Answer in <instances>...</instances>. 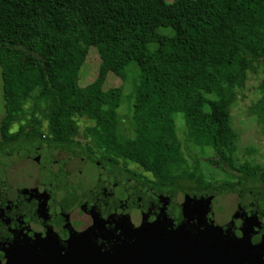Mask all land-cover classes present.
<instances>
[{"label":"trees","instance_id":"16d2710c","mask_svg":"<svg viewBox=\"0 0 264 264\" xmlns=\"http://www.w3.org/2000/svg\"><path fill=\"white\" fill-rule=\"evenodd\" d=\"M89 46L100 58L98 74L80 87L77 74ZM129 65L137 71L133 137L121 143L123 88L103 89V83L109 72L124 79ZM259 65L264 70V0H0V155L33 154L38 147L83 152L159 191L264 194V163L235 162L228 115L246 71ZM260 93L264 116V82ZM75 113L93 120L91 133L106 150L137 163L151 178L76 139ZM178 114L187 139L212 150L206 159L212 167L229 168L227 179L211 183L197 169L182 170Z\"/></svg>","mask_w":264,"mask_h":264},{"label":"water","instance_id":"95a60500","mask_svg":"<svg viewBox=\"0 0 264 264\" xmlns=\"http://www.w3.org/2000/svg\"><path fill=\"white\" fill-rule=\"evenodd\" d=\"M39 148L44 149V154H67L38 147L33 154H6L0 155V158L9 160L2 169L9 167L11 163L14 164L13 175L17 165L24 167L27 172L25 171L23 176L35 177L39 192L42 193L46 192L48 185L45 180H41L47 175L41 169L39 159L47 158L36 156ZM87 157L92 161L96 160L90 155ZM118 177L123 182H130L136 195H142L143 199L134 207L127 203L108 204L103 216L98 220H88L87 225L81 224L77 229L82 236L85 233L83 240L88 239L87 241L94 243L96 242L90 234L96 227L102 229L99 245L103 247L104 264H126L125 260L130 264L140 261L153 263L154 258L160 255V250H169L171 246L179 247L187 258L192 251L198 250L205 261L211 259L221 264H264V194L245 189L230 192L210 189L155 191L128 176L119 174ZM64 181L69 182L68 175ZM66 186L69 193L78 192L70 183ZM170 196L188 198L185 213L175 217L166 213V199ZM64 201L65 199L61 200L56 209ZM30 207L34 209L38 206ZM45 207L54 209L50 204ZM146 209L149 211L148 215L141 217L140 214L143 211L146 213ZM93 222L98 223L95 225ZM83 230H87L88 237ZM62 243L57 242L52 248L66 250L73 247ZM131 257L136 258V263Z\"/></svg>","mask_w":264,"mask_h":264},{"label":"flooded vegetation","instance_id":"af4514ba","mask_svg":"<svg viewBox=\"0 0 264 264\" xmlns=\"http://www.w3.org/2000/svg\"><path fill=\"white\" fill-rule=\"evenodd\" d=\"M46 154L47 159L39 160L47 176L44 179L36 176L47 182L46 192H39L35 177L23 176L26 171L24 167L17 165L15 175L13 163L0 169V173H3L0 175V264H104L103 247L100 246L102 229L96 227L90 234L94 243L88 239L83 240L85 233L84 236L79 234L78 226L87 225L88 220H98L105 214V206L108 204L127 203L134 207L143 199L142 195H136L130 182L121 181L118 172L102 167L97 160H93L97 169L95 178L89 180L84 177L83 164L88 154ZM67 175L68 183L64 181ZM69 183L78 192L69 193L66 186ZM145 186L153 189L149 185ZM84 192L90 199V205L80 209L73 195ZM122 193L128 194L130 200L123 201L120 197ZM63 199L64 203L56 209ZM47 204L54 206V209L45 207ZM34 205L38 207H30ZM147 212L146 209V213L143 211L140 216L145 217ZM93 223L96 225L98 222ZM84 231L88 237L87 230ZM74 240L77 241L72 243ZM57 242L73 247L66 250L52 248ZM159 254L153 263H142L139 260L137 264H221L211 259L205 261L198 250L192 251L187 258L176 246H171L169 250L163 248ZM131 259L136 263L135 257ZM125 262L130 264L128 260Z\"/></svg>","mask_w":264,"mask_h":264},{"label":"rangeland","instance_id":"374dc122","mask_svg":"<svg viewBox=\"0 0 264 264\" xmlns=\"http://www.w3.org/2000/svg\"><path fill=\"white\" fill-rule=\"evenodd\" d=\"M165 1L171 3L174 0ZM158 31L164 34H171L172 32L171 29L164 28H159ZM154 46V44L149 45L151 49L154 48ZM99 64L100 58L96 48L89 46L77 74V81L80 87H85L96 79ZM129 67L130 65L127 67L128 73L124 79L109 72L103 83V89L118 86H122L123 88L122 103L117 109L118 139L121 143H127L133 137L130 115L137 71ZM135 68L137 67L135 66ZM263 82L264 70L260 65L255 70H247L242 85L236 89L235 97L228 107L230 125L236 136L234 159L238 165L245 161L251 164L264 163V116L261 109L263 97L260 93V86ZM2 115L3 103L0 75V119ZM73 120L78 126L76 139L82 143H86L90 149L98 155L115 158L120 165L128 167L129 170L133 172L151 178V173L144 170L137 163L126 159L123 155H114L106 150L104 145L93 137L91 130L94 126V122L89 119L87 115L75 113L73 115ZM175 127L177 134L176 146L184 157V160L180 163L182 170L197 169L203 175V178L211 183H218L227 179L226 172H228L227 170L229 168L223 169L224 171L217 168L215 169L209 161L206 160L212 156V150L205 146L193 144L192 141L187 139L185 123L180 114L175 116ZM43 128H46L45 124H43ZM43 150V148L37 149L36 156H43L45 158L47 154H44ZM61 159H64V157H61ZM8 162V159L0 158V169L4 168ZM83 165H85L84 177L89 180H92L91 177L95 178L97 169L93 161L87 157ZM201 165L204 166L202 167ZM86 195V192L73 195L74 200L80 204V209L86 205H90V199H88ZM128 196L129 195L125 193L120 195L121 199H124L123 201L130 200ZM187 202L188 198L186 197L170 196L166 199V213L174 217L182 215L186 211Z\"/></svg>","mask_w":264,"mask_h":264}]
</instances>
